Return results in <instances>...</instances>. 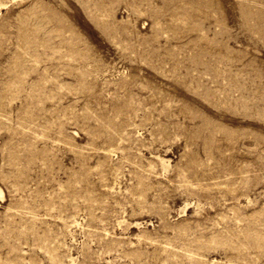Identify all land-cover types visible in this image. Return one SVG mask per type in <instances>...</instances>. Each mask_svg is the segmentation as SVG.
Masks as SVG:
<instances>
[{"label": "rangeland", "instance_id": "obj_1", "mask_svg": "<svg viewBox=\"0 0 264 264\" xmlns=\"http://www.w3.org/2000/svg\"><path fill=\"white\" fill-rule=\"evenodd\" d=\"M0 264H264V0H0Z\"/></svg>", "mask_w": 264, "mask_h": 264}]
</instances>
